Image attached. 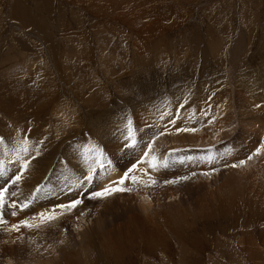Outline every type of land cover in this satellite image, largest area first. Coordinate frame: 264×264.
<instances>
[{
    "label": "rangeland",
    "instance_id": "374dc122",
    "mask_svg": "<svg viewBox=\"0 0 264 264\" xmlns=\"http://www.w3.org/2000/svg\"><path fill=\"white\" fill-rule=\"evenodd\" d=\"M0 137V264H264V0H0Z\"/></svg>",
    "mask_w": 264,
    "mask_h": 264
},
{
    "label": "snow or ice",
    "instance_id": "6c2138e0",
    "mask_svg": "<svg viewBox=\"0 0 264 264\" xmlns=\"http://www.w3.org/2000/svg\"><path fill=\"white\" fill-rule=\"evenodd\" d=\"M260 105H257V107H259ZM127 135L125 136V140L126 141H130V143L126 142L125 143V147L126 148H133L135 147L136 141L133 138V130L131 127V121L129 120L127 125ZM3 140V137H0V141ZM20 147L17 149V159L20 161L21 163V167L24 170H27L31 161L23 159V157L20 155V153H24V155L28 154L29 148H28V140L25 139L23 141H20ZM149 151H151V144L147 145ZM264 149V143H262L259 147H257V149L255 150V153H253L252 155L248 156V160H251L253 158L254 155H259L261 153V150ZM37 155L39 154V150H36ZM88 152H95V160L94 163L99 166L100 168H104V164H105V157H104V152L102 149L99 148V146H95V145H87L85 146V153L87 154ZM149 155V152H145L144 153V158H147ZM144 159L140 160L137 162V164L139 163H143ZM108 163H111L110 161H108ZM149 166L150 167H156V157H152L151 160L148 161ZM246 163V161H240L239 164H244ZM137 164H133L131 168H129L125 173L124 176L120 178L119 181H115L113 183H118L120 185H123L125 180L129 179V173L133 172L136 168H137ZM239 165H232V167H238ZM95 172V168L90 167L88 170V174L85 177V179L91 180L93 173ZM4 172L0 171V176H4ZM22 178V175H16L14 174V178H12L11 182L12 184H16L18 181H20ZM186 179V177L184 178ZM131 180L133 181V183L137 182V177L136 176H131ZM7 183V181L5 182ZM154 183V181H153ZM129 189H125L123 187H112L111 185L106 187L103 191L100 192H93L92 193V198H96V197H103L105 195H110L112 192L115 191H127ZM37 191H39V189H37ZM6 194L8 193V188L7 187H0V224H7V221L4 219V216L6 215L2 209L3 207L6 205L7 201H6ZM9 195L11 196H16L17 193L15 191L11 192ZM82 201L77 199V200H73L72 202H70L69 204H62L59 205L60 208L66 209V210H71L76 208L79 204H81ZM10 207L13 209V211L11 212V215L15 216L17 213L14 210L16 208V204L15 202H13ZM23 208H27L28 204H24L22 206ZM39 215V219L41 223H50L51 221L55 220L56 214L53 211L52 213H40ZM20 225L24 226V227H28V228H33V227H39V225H35L30 223L27 220L21 221ZM18 231L19 230V226L18 225H12L11 228L8 229V231Z\"/></svg>",
    "mask_w": 264,
    "mask_h": 264
},
{
    "label": "bare ground",
    "instance_id": "6f19581e",
    "mask_svg": "<svg viewBox=\"0 0 264 264\" xmlns=\"http://www.w3.org/2000/svg\"><path fill=\"white\" fill-rule=\"evenodd\" d=\"M40 73V72H39ZM137 116V115H136ZM182 138L184 139V136H182ZM216 139V138H215ZM181 140V139H180ZM118 143V142H117ZM116 143V144H117ZM4 145V144H3ZM118 145V144H117ZM31 146V145H30ZM123 146V145H122ZM37 147V146H36ZM120 148V147H119ZM178 148V147H177ZM115 149H117V148H115ZM121 149V148H120ZM186 149V148H185ZM34 150V149H33ZM52 154V153H51ZM130 168V167H129ZM31 172V171H30ZM32 173V172H31ZM26 175H28V174H26ZM31 176V175H30ZM28 179V178H27ZM33 180V179H32ZM113 181V180H112ZM116 181V180H115ZM158 182V181H157ZM36 184H38V183H36ZM34 185V184H33ZM107 185V184H106ZM109 185V184H108ZM18 186V185H17ZM110 186V185H109ZM25 188V187H24ZM26 190V189H25ZM31 190V189H30ZM102 190V189H101ZM15 191V190H14ZM20 192V191H19ZM18 192V193H19ZM23 193V192H22ZM16 198V197H15ZM18 198V197H17ZM22 201V200H21ZM40 209V208H39ZM253 211V210H252ZM260 211V210H259ZM37 212V211H36Z\"/></svg>",
    "mask_w": 264,
    "mask_h": 264
}]
</instances>
